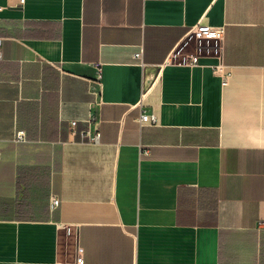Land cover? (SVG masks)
I'll return each mask as SVG.
<instances>
[{
    "label": "crops",
    "instance_id": "crops-1",
    "mask_svg": "<svg viewBox=\"0 0 264 264\" xmlns=\"http://www.w3.org/2000/svg\"><path fill=\"white\" fill-rule=\"evenodd\" d=\"M0 154V264H264V0H0Z\"/></svg>",
    "mask_w": 264,
    "mask_h": 264
},
{
    "label": "built area",
    "instance_id": "built-area-1",
    "mask_svg": "<svg viewBox=\"0 0 264 264\" xmlns=\"http://www.w3.org/2000/svg\"><path fill=\"white\" fill-rule=\"evenodd\" d=\"M195 39L197 46L200 48L201 51L205 53L213 52L216 56L220 59L221 63L223 60V41H224V34L222 30L214 29L209 27L206 24H200L192 34ZM139 57V55H137ZM199 57L198 56H191L190 57V64L197 65ZM217 73H221L224 75L223 84L228 82L230 74H226L223 71V65H219L215 68ZM141 125H156L158 123V118L154 113H147L143 111L139 118ZM87 135V133H86ZM100 139V135L96 134L91 138L92 143H98ZM25 134L23 131H20L16 135V141H24ZM1 157V154H0ZM60 200L56 196H52L50 198V206L52 210H55L59 207Z\"/></svg>",
    "mask_w": 264,
    "mask_h": 264
},
{
    "label": "rangeland",
    "instance_id": "rangeland-1",
    "mask_svg": "<svg viewBox=\"0 0 264 264\" xmlns=\"http://www.w3.org/2000/svg\"><path fill=\"white\" fill-rule=\"evenodd\" d=\"M192 34L189 35V37L191 36ZM195 39V38H194ZM196 40V39H195Z\"/></svg>",
    "mask_w": 264,
    "mask_h": 264
}]
</instances>
